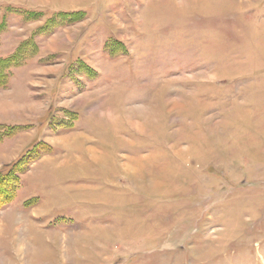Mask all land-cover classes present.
I'll use <instances>...</instances> for the list:
<instances>
[{"label":"rangeland","instance_id":"obj_1","mask_svg":"<svg viewBox=\"0 0 264 264\" xmlns=\"http://www.w3.org/2000/svg\"><path fill=\"white\" fill-rule=\"evenodd\" d=\"M0 78V264H264V0H0Z\"/></svg>","mask_w":264,"mask_h":264},{"label":"trees","instance_id":"obj_2","mask_svg":"<svg viewBox=\"0 0 264 264\" xmlns=\"http://www.w3.org/2000/svg\"><path fill=\"white\" fill-rule=\"evenodd\" d=\"M2 80H3V78H0V81H2ZM2 178H3V179H5V177H4V176H3ZM2 178H1V179H2Z\"/></svg>","mask_w":264,"mask_h":264},{"label":"bare ground","instance_id":"obj_3","mask_svg":"<svg viewBox=\"0 0 264 264\" xmlns=\"http://www.w3.org/2000/svg\"><path fill=\"white\" fill-rule=\"evenodd\" d=\"M49 70V69H48ZM5 102V101H4ZM4 108V107H3ZM14 108V107H13ZM7 109V108H6ZM4 111V110H3ZM20 250V249H19ZM20 253V252H19ZM21 254V253H20ZM20 254H19V256H20ZM17 255H18V253H17ZM22 263V262H21Z\"/></svg>","mask_w":264,"mask_h":264}]
</instances>
